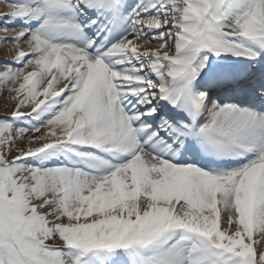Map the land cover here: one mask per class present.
<instances>
[{
  "label": "snow or ice",
  "instance_id": "obj_1",
  "mask_svg": "<svg viewBox=\"0 0 264 264\" xmlns=\"http://www.w3.org/2000/svg\"><path fill=\"white\" fill-rule=\"evenodd\" d=\"M6 5L0 264H264V0Z\"/></svg>",
  "mask_w": 264,
  "mask_h": 264
},
{
  "label": "bare ground",
  "instance_id": "obj_2",
  "mask_svg": "<svg viewBox=\"0 0 264 264\" xmlns=\"http://www.w3.org/2000/svg\"><path fill=\"white\" fill-rule=\"evenodd\" d=\"M4 11H5V8L3 7L2 2H0V16L6 14ZM10 47H11V45H8V46L0 45V58L4 57L6 49L10 48ZM4 101H5L4 95L0 94V114L4 113L3 112ZM42 131H43V129H42Z\"/></svg>",
  "mask_w": 264,
  "mask_h": 264
},
{
  "label": "rangeland",
  "instance_id": "obj_3",
  "mask_svg": "<svg viewBox=\"0 0 264 264\" xmlns=\"http://www.w3.org/2000/svg\"><path fill=\"white\" fill-rule=\"evenodd\" d=\"M0 2H2V5L5 8V11L4 12L7 13L9 11V9L7 8L6 0H0ZM2 115H4V113L0 114V116H2Z\"/></svg>",
  "mask_w": 264,
  "mask_h": 264
}]
</instances>
